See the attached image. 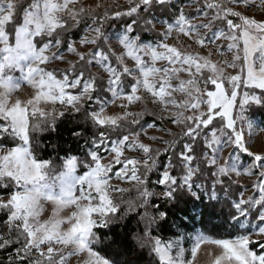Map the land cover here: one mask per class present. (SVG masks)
Here are the masks:
<instances>
[{
    "label": "snow or ice",
    "instance_id": "6c2138e0",
    "mask_svg": "<svg viewBox=\"0 0 264 264\" xmlns=\"http://www.w3.org/2000/svg\"><path fill=\"white\" fill-rule=\"evenodd\" d=\"M251 109L264 0H0V264H264ZM65 117L83 155L56 163L41 137ZM218 205L230 238L195 230Z\"/></svg>",
    "mask_w": 264,
    "mask_h": 264
},
{
    "label": "trees",
    "instance_id": "16d2710c",
    "mask_svg": "<svg viewBox=\"0 0 264 264\" xmlns=\"http://www.w3.org/2000/svg\"><path fill=\"white\" fill-rule=\"evenodd\" d=\"M183 2L184 0H174V3L176 4H182ZM159 15L160 13H157V16ZM118 28H119V24H117V29L110 28L109 31L110 32L115 31L118 30ZM247 115L250 118L258 119L261 122H264V111L260 109H251ZM73 126H74V122L72 118L65 117L58 122L56 132H47L42 135L41 140L44 145H51V144L59 145V148L56 151H53L51 147L44 148L42 151V155L45 158H53L55 160V158L58 156H66L72 154H77L81 156L83 155V151L81 150L80 145L70 135ZM80 144H83V141H81ZM55 162L59 163L58 160H55ZM124 195L125 197H128L130 195H134V192L125 193ZM228 211L229 208L226 205H218L215 210V213L210 217H206L203 223H201L199 218L197 219L195 224V230L205 231L207 235L213 238H230L229 233H231L233 230L229 228L227 224L224 223V220L228 215ZM175 219H178V216L177 214L173 213L170 216L169 223H171L172 220ZM135 227H136L135 220H130L126 224L122 223L121 225H114L112 227L111 232H109V236L110 237L115 236L119 241V239H122L125 236V234L130 233V231ZM191 229L192 226L189 225L188 230H184V229L180 230V235H183L185 237V241L187 242L186 246L188 245V235L193 233ZM101 231H107V230H101ZM174 231L176 230L175 229L171 231L163 230L155 234L161 236V238H163L164 240H168L175 238V236L172 235V232ZM6 256H7L6 252H0V260L6 259ZM124 258L130 261H136L137 264H148L149 261V257L146 253L142 256H137L131 253L130 251L128 255Z\"/></svg>",
    "mask_w": 264,
    "mask_h": 264
},
{
    "label": "rangeland",
    "instance_id": "374dc122",
    "mask_svg": "<svg viewBox=\"0 0 264 264\" xmlns=\"http://www.w3.org/2000/svg\"><path fill=\"white\" fill-rule=\"evenodd\" d=\"M108 2H111V0H108ZM118 2L119 3H123V0H118ZM249 14H251V13H249ZM182 41L183 42H186L185 41V38H182ZM170 42H172V41H170ZM18 75V74H17ZM26 89H22L21 90V95H25L26 94ZM249 119H251V120H254L253 118H250L249 117ZM257 122V124L259 125V126H261V127H264V122H261L260 120H258V119H255ZM258 136H264V133H258ZM245 163H246V161H245ZM242 182L243 183H245V184H250V180H249V178H242ZM125 187H128V185H124ZM247 194H251V193H247ZM246 194V195H247ZM192 234H194V233H192ZM189 236V235H188ZM176 238V237H175ZM175 238H173V239H175ZM190 246H191V243H190V241H188V245L186 246V247H188V248H190ZM206 260H207V257H206V255H205V253L202 251L200 254H199V264H206ZM73 264H75V261H73Z\"/></svg>",
    "mask_w": 264,
    "mask_h": 264
},
{
    "label": "built area",
    "instance_id": "2783aa9c",
    "mask_svg": "<svg viewBox=\"0 0 264 264\" xmlns=\"http://www.w3.org/2000/svg\"><path fill=\"white\" fill-rule=\"evenodd\" d=\"M254 122H257L255 119L253 120Z\"/></svg>",
    "mask_w": 264,
    "mask_h": 264
}]
</instances>
